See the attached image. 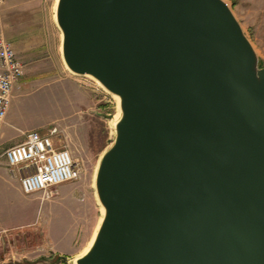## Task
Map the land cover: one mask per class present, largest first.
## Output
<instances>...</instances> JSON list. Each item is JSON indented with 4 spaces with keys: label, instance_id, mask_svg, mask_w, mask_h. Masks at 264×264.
<instances>
[{
    "label": "water",
    "instance_id": "obj_1",
    "mask_svg": "<svg viewBox=\"0 0 264 264\" xmlns=\"http://www.w3.org/2000/svg\"><path fill=\"white\" fill-rule=\"evenodd\" d=\"M61 53L119 97L75 264H264V66L223 0H57Z\"/></svg>",
    "mask_w": 264,
    "mask_h": 264
},
{
    "label": "rangeland",
    "instance_id": "obj_2",
    "mask_svg": "<svg viewBox=\"0 0 264 264\" xmlns=\"http://www.w3.org/2000/svg\"><path fill=\"white\" fill-rule=\"evenodd\" d=\"M223 1L250 41L260 66H264V0ZM56 2L0 3V26L23 65L0 126V171L5 172L1 154L7 147L23 141L31 130L46 133L55 129L56 145L69 151L81 166L82 175L66 182L76 201L62 193L57 195L58 185L51 188L49 198L35 193L40 201L36 209L38 223L14 226L13 220H3L8 226L0 241V264H75L103 216L95 192V175L102 154L114 138L113 121L117 112L120 116L119 101L94 77L75 74L65 66L62 34L55 20ZM52 199L53 203H41ZM11 200L15 201L14 196ZM43 220L47 224H42ZM57 220H63L61 227L74 232L73 241L66 243L64 237L59 240L57 231L51 230L57 227ZM61 246L65 254H55Z\"/></svg>",
    "mask_w": 264,
    "mask_h": 264
},
{
    "label": "built area",
    "instance_id": "obj_3",
    "mask_svg": "<svg viewBox=\"0 0 264 264\" xmlns=\"http://www.w3.org/2000/svg\"><path fill=\"white\" fill-rule=\"evenodd\" d=\"M22 73V62L0 26V126ZM55 131L51 129L40 133L31 130L23 141L7 147L1 154L6 162L8 177L19 181L24 194L41 192L42 198L46 199L50 197L52 187L81 178V166L66 148L56 145L53 138Z\"/></svg>",
    "mask_w": 264,
    "mask_h": 264
},
{
    "label": "crops",
    "instance_id": "obj_4",
    "mask_svg": "<svg viewBox=\"0 0 264 264\" xmlns=\"http://www.w3.org/2000/svg\"><path fill=\"white\" fill-rule=\"evenodd\" d=\"M8 175L6 172L2 173L0 171V241H2L3 236L6 232V226L8 224L2 223L3 220H13L12 225L14 226H23L26 224H33L34 222L38 223L37 216H36V209L38 207L37 202L40 201L39 196L34 194H24L20 188L19 181L17 179H7ZM59 188L55 190V192L58 194H64L65 196H70L71 199L76 201L74 196L71 194L72 191H69V185L67 183H62L58 185ZM11 196H14L15 201L11 200ZM60 198H62L60 196ZM55 199L45 201L43 200L41 203H53ZM50 205V204H49ZM42 224H47L46 220L41 221ZM49 223V222H48ZM50 224V223H49ZM65 224L63 220H57L55 228H52L51 230H56L58 233V239L62 240L63 237L66 239V243H69L74 240L75 234L72 230L65 229L61 227V225ZM66 246V244H65ZM62 249L58 250L57 255L65 254Z\"/></svg>",
    "mask_w": 264,
    "mask_h": 264
},
{
    "label": "bare ground",
    "instance_id": "obj_5",
    "mask_svg": "<svg viewBox=\"0 0 264 264\" xmlns=\"http://www.w3.org/2000/svg\"><path fill=\"white\" fill-rule=\"evenodd\" d=\"M55 7V6H54ZM53 17H54V15H53ZM66 66V65H65ZM89 77H91V76H89ZM114 96L116 97V99L119 101V97L116 95V94H114ZM117 101V102H118ZM118 116H119V113L117 112V116L115 117V120L113 121V124H115V122H116V119L118 118ZM101 209H102V211H103V208L101 207ZM97 229H98V227H97ZM97 231V230H96ZM96 233V232H95ZM95 233H94V235H93V237H92V239H91V241L89 242V244L87 245V247L84 249V251L81 253V255L84 253V252H86L87 250H88V248H89V246L91 245V243H92V240H93V238H94V236H95ZM80 255V254H79ZM77 258V257H76Z\"/></svg>",
    "mask_w": 264,
    "mask_h": 264
}]
</instances>
